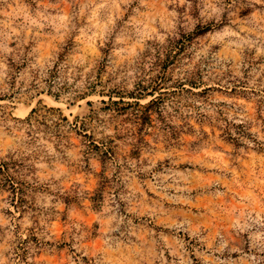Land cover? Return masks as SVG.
<instances>
[{
	"label": "rangeland",
	"instance_id": "1",
	"mask_svg": "<svg viewBox=\"0 0 264 264\" xmlns=\"http://www.w3.org/2000/svg\"><path fill=\"white\" fill-rule=\"evenodd\" d=\"M1 162L0 264H264V0H0Z\"/></svg>",
	"mask_w": 264,
	"mask_h": 264
},
{
	"label": "trees",
	"instance_id": "2",
	"mask_svg": "<svg viewBox=\"0 0 264 264\" xmlns=\"http://www.w3.org/2000/svg\"><path fill=\"white\" fill-rule=\"evenodd\" d=\"M33 113H35V110L31 111V114ZM231 125H233L237 130V132L235 133V135H237L236 138L232 137L233 134L231 133V129H232ZM223 134L224 136L227 137L226 138L227 140H233L237 143H239L240 138H243V137L247 139H252L250 137L251 134L247 132L246 128L243 125L236 126L234 124H229V122H226V126H224V129H223ZM251 141L254 145L258 144V142L255 139H252ZM107 154H108L107 152H103L102 155L106 157ZM0 180H1V187L9 191L13 199L12 201H16V203L18 204V205L14 204V207L19 208L21 211H23L22 204L25 203L24 201L25 188L21 183L15 182V178L11 176V174L8 172V165L6 162H1L0 164Z\"/></svg>",
	"mask_w": 264,
	"mask_h": 264
}]
</instances>
